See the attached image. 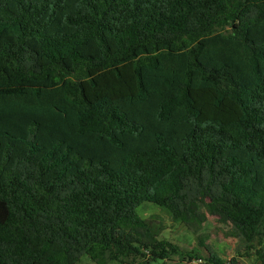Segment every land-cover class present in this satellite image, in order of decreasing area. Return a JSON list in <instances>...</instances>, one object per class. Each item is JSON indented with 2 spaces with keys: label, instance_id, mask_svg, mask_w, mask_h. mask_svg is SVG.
I'll return each instance as SVG.
<instances>
[{
  "label": "trees",
  "instance_id": "trees-1",
  "mask_svg": "<svg viewBox=\"0 0 264 264\" xmlns=\"http://www.w3.org/2000/svg\"><path fill=\"white\" fill-rule=\"evenodd\" d=\"M144 203L264 264V0H0V264L164 263Z\"/></svg>",
  "mask_w": 264,
  "mask_h": 264
},
{
  "label": "rangeland",
  "instance_id": "rangeland-1",
  "mask_svg": "<svg viewBox=\"0 0 264 264\" xmlns=\"http://www.w3.org/2000/svg\"><path fill=\"white\" fill-rule=\"evenodd\" d=\"M198 199H201L197 193ZM137 214L145 220L149 226L158 233V238L167 240L179 246L180 251L171 256L164 263L156 264H194L190 260L189 251L197 248L198 238L209 244L217 255L228 262L238 251L237 241L232 235L229 226L221 224L217 217L208 216L206 223L198 234H194L180 222H174L170 213L161 207L150 203H144L137 209ZM241 264H262L261 259L254 252L242 255L239 258ZM77 264H94L87 257H82Z\"/></svg>",
  "mask_w": 264,
  "mask_h": 264
}]
</instances>
